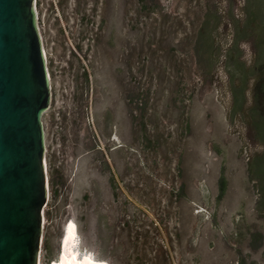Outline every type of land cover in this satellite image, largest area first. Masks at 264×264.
I'll list each match as a JSON object with an SVG mask.
<instances>
[{
	"label": "rangeland",
	"instance_id": "374dc122",
	"mask_svg": "<svg viewBox=\"0 0 264 264\" xmlns=\"http://www.w3.org/2000/svg\"><path fill=\"white\" fill-rule=\"evenodd\" d=\"M37 21L39 264L69 224L80 260L264 264V0H37Z\"/></svg>",
	"mask_w": 264,
	"mask_h": 264
},
{
	"label": "water",
	"instance_id": "95a60500",
	"mask_svg": "<svg viewBox=\"0 0 264 264\" xmlns=\"http://www.w3.org/2000/svg\"><path fill=\"white\" fill-rule=\"evenodd\" d=\"M52 99L37 0H0V264H39Z\"/></svg>",
	"mask_w": 264,
	"mask_h": 264
},
{
	"label": "bare ground",
	"instance_id": "6f19581e",
	"mask_svg": "<svg viewBox=\"0 0 264 264\" xmlns=\"http://www.w3.org/2000/svg\"><path fill=\"white\" fill-rule=\"evenodd\" d=\"M70 225H66L63 229V235L59 243L58 257L54 264H103L102 262L90 259L86 255L82 260L73 255V251L77 247L78 242L76 239V230L72 225L69 227Z\"/></svg>",
	"mask_w": 264,
	"mask_h": 264
},
{
	"label": "trees",
	"instance_id": "16d2710c",
	"mask_svg": "<svg viewBox=\"0 0 264 264\" xmlns=\"http://www.w3.org/2000/svg\"><path fill=\"white\" fill-rule=\"evenodd\" d=\"M83 74L86 76L85 71ZM254 92H255V102L257 106H261L264 109V76L260 77L255 85H254ZM49 264V263H48Z\"/></svg>",
	"mask_w": 264,
	"mask_h": 264
},
{
	"label": "flooded vegetation",
	"instance_id": "af4514ba",
	"mask_svg": "<svg viewBox=\"0 0 264 264\" xmlns=\"http://www.w3.org/2000/svg\"><path fill=\"white\" fill-rule=\"evenodd\" d=\"M60 241H61V239H60ZM60 243V242H59ZM59 249V248H58Z\"/></svg>",
	"mask_w": 264,
	"mask_h": 264
},
{
	"label": "snow or ice",
	"instance_id": "6c2138e0",
	"mask_svg": "<svg viewBox=\"0 0 264 264\" xmlns=\"http://www.w3.org/2000/svg\"><path fill=\"white\" fill-rule=\"evenodd\" d=\"M69 227H71V225Z\"/></svg>",
	"mask_w": 264,
	"mask_h": 264
}]
</instances>
